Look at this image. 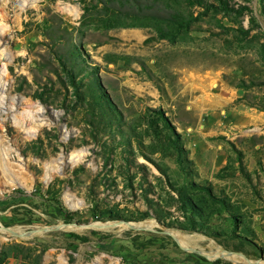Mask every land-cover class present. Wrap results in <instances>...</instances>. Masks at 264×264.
<instances>
[{"label":"rangeland","instance_id":"obj_1","mask_svg":"<svg viewBox=\"0 0 264 264\" xmlns=\"http://www.w3.org/2000/svg\"><path fill=\"white\" fill-rule=\"evenodd\" d=\"M0 264H264V0H0Z\"/></svg>","mask_w":264,"mask_h":264},{"label":"bare ground","instance_id":"obj_2","mask_svg":"<svg viewBox=\"0 0 264 264\" xmlns=\"http://www.w3.org/2000/svg\"><path fill=\"white\" fill-rule=\"evenodd\" d=\"M129 223H131V222H127L126 224H127V226H134V227H140V226H144V225H139V224H135V223H132V224H129ZM100 224H102V223H99V222H96V223H91V224H89V226H91V227H96V226H99ZM77 225H79V226H81L82 224H77ZM84 226V225H83ZM85 226H87V224H85ZM69 228V227H68ZM171 234H175V235H183V234H181V233H178V232H174V231H172V230H170L169 231ZM17 233V232H16ZM184 241H187V239H185ZM227 254H231V253H229V252H224L223 251V253H222V255H227ZM236 255V254H235ZM237 256H239V255H237Z\"/></svg>","mask_w":264,"mask_h":264},{"label":"water","instance_id":"obj_3","mask_svg":"<svg viewBox=\"0 0 264 264\" xmlns=\"http://www.w3.org/2000/svg\"><path fill=\"white\" fill-rule=\"evenodd\" d=\"M60 226H61V224H60V225H57V226H53V228L57 229V228H60ZM46 229H48V228H47V227H42V228L39 229L38 231H43V230H46ZM12 232H13V231H12ZM166 232H168V231H166ZM229 253L234 254V253H232V252H229Z\"/></svg>","mask_w":264,"mask_h":264},{"label":"trees","instance_id":"obj_4","mask_svg":"<svg viewBox=\"0 0 264 264\" xmlns=\"http://www.w3.org/2000/svg\"><path fill=\"white\" fill-rule=\"evenodd\" d=\"M70 216L68 215V218H69ZM79 238H81V239H86V237L85 236H78ZM201 258V257H200Z\"/></svg>","mask_w":264,"mask_h":264}]
</instances>
